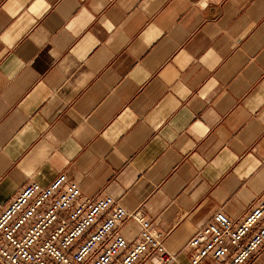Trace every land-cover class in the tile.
Returning a JSON list of instances; mask_svg holds the SVG:
<instances>
[{"label":"crops","instance_id":"crops-1","mask_svg":"<svg viewBox=\"0 0 264 264\" xmlns=\"http://www.w3.org/2000/svg\"><path fill=\"white\" fill-rule=\"evenodd\" d=\"M59 174L140 207L167 264L239 221L264 197V0H0V210Z\"/></svg>","mask_w":264,"mask_h":264},{"label":"built area","instance_id":"built-area-1","mask_svg":"<svg viewBox=\"0 0 264 264\" xmlns=\"http://www.w3.org/2000/svg\"><path fill=\"white\" fill-rule=\"evenodd\" d=\"M139 227L127 242L124 219ZM140 207L127 212L111 196H84L64 174L27 182L0 210V264H160L174 259ZM264 244V197L232 221L216 211L186 241L188 264H247Z\"/></svg>","mask_w":264,"mask_h":264}]
</instances>
